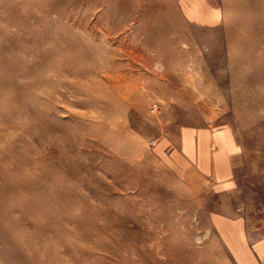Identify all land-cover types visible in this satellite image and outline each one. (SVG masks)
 Masks as SVG:
<instances>
[{"label":"rangeland","instance_id":"rangeland-1","mask_svg":"<svg viewBox=\"0 0 264 264\" xmlns=\"http://www.w3.org/2000/svg\"><path fill=\"white\" fill-rule=\"evenodd\" d=\"M201 1L202 23L181 0H0V264H245L264 240V0ZM208 125L236 135L231 193L161 149Z\"/></svg>","mask_w":264,"mask_h":264},{"label":"crops","instance_id":"crops-1","mask_svg":"<svg viewBox=\"0 0 264 264\" xmlns=\"http://www.w3.org/2000/svg\"><path fill=\"white\" fill-rule=\"evenodd\" d=\"M185 14L190 21L202 23L211 13L203 10L201 0H181ZM168 143L164 140L161 149L166 148L176 166L186 167L187 184L192 189L196 183L204 184L205 189L231 193L239 177L237 138L229 127L212 129V125L185 127L178 131ZM165 149V150H166ZM200 189L199 184L194 185ZM245 264H261L264 261V240L249 246L244 243Z\"/></svg>","mask_w":264,"mask_h":264},{"label":"bare ground","instance_id":"bare-ground-1","mask_svg":"<svg viewBox=\"0 0 264 264\" xmlns=\"http://www.w3.org/2000/svg\"><path fill=\"white\" fill-rule=\"evenodd\" d=\"M123 228V227H122ZM125 229V228H124ZM139 231V230H138ZM127 233V232H126ZM118 237H119V235H118ZM116 238V237H115ZM116 240V239H115ZM117 243H118V241H117ZM120 243H121V241H120ZM95 246V245H94ZM119 246V245H118ZM118 246H116V247H118ZM126 246V245H125ZM120 247H118V249H119ZM88 251V250H87ZM80 253H81V255L80 256H84L85 255V253L83 252V251H79ZM92 252V251H91ZM89 254V253H88ZM91 255V254H90ZM125 259V258H124ZM140 260V259H139ZM142 260V259H141ZM125 261V260H124Z\"/></svg>","mask_w":264,"mask_h":264}]
</instances>
